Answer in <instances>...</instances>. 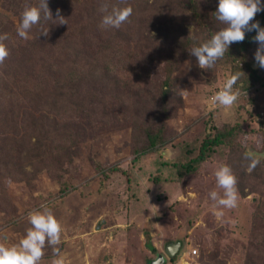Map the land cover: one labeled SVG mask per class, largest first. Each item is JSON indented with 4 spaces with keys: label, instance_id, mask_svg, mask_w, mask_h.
Returning <instances> with one entry per match:
<instances>
[{
    "label": "rangeland",
    "instance_id": "374dc122",
    "mask_svg": "<svg viewBox=\"0 0 264 264\" xmlns=\"http://www.w3.org/2000/svg\"><path fill=\"white\" fill-rule=\"evenodd\" d=\"M20 1L28 0H0V10L15 21ZM143 2L150 23L141 24L137 32L144 34H136L132 45L126 41L127 25L122 24L121 35L100 58L117 78L112 92L119 86L120 94H96L93 108L85 105L90 114L71 103L59 104L54 111L40 104L41 111H34L46 119V128L55 126L61 132L50 131L56 162L62 158L61 162L42 163L37 158L31 161L34 164L20 162L28 178L24 181L13 179L23 176L17 163L0 158V190L9 200L0 205V242L18 243L30 227L29 212L44 206L63 226L57 247L65 264H146L153 257L148 236L165 254L169 241L183 238L186 250L197 248L206 264V256L214 252L222 264H245L256 253L255 262L260 264L264 260V81L248 90L236 84L241 93L237 102L230 109L217 106L212 97L231 75V64L220 59L212 69H201L189 50L206 41L205 33L164 0ZM218 4L219 0H201L216 31L223 27L215 18ZM12 31H6L8 38ZM255 35L252 31L245 36ZM252 42L255 59L259 45ZM254 65L258 66L256 61ZM95 85L84 82L78 101L87 99ZM169 87L175 95L166 103L162 94ZM14 113L24 121L20 134L30 135L31 127L25 128L35 118ZM237 121L243 124L240 140L261 157L255 170L247 171L244 150L225 146L215 148L196 170L183 166L198 154L213 126ZM149 132H162L165 142L143 151ZM221 163L233 169L239 199L234 209H217L225 213L217 218L209 193L222 194L214 177ZM44 253L41 264H50L52 247L46 246Z\"/></svg>",
    "mask_w": 264,
    "mask_h": 264
},
{
    "label": "trees",
    "instance_id": "16d2710c",
    "mask_svg": "<svg viewBox=\"0 0 264 264\" xmlns=\"http://www.w3.org/2000/svg\"><path fill=\"white\" fill-rule=\"evenodd\" d=\"M157 1L155 0L156 3ZM164 1L179 12L191 17L192 23L205 33L206 41L216 33L212 22L205 16L201 8V0ZM104 2L119 7H132L133 14L125 22L127 25L125 30L126 41L133 45L132 40L136 38V34L139 36L144 34L142 30L141 33L137 32L138 29L140 30L139 26L150 23L146 7L142 8L143 0H124V3H121V0H48L53 19H56V10L60 9V14L67 20V23L53 24L51 21L46 23L42 21L41 25L33 26L27 40L17 34V24L21 23L23 12L18 11L24 10L26 5H38L39 0H28L26 3L20 1V9L15 11V21L0 10V35L13 30L10 33L11 37L4 42L10 54L4 63L0 64L3 70V74H0V110L4 109L0 119V158L2 162L3 158H9L12 162L17 163L16 168L23 176L17 177L11 170H8L7 173L16 176L13 179L28 180L20 162L28 161L34 164L31 161H34L35 158L42 163H47L49 160L55 163L57 160L53 148L55 140L51 138L50 131L61 132L55 126L51 129L46 128L44 124L46 119L43 117L42 120V114H35L36 111H41L39 110L40 104H42V108L54 111L59 108V104L68 105L71 103L76 106V109H86L84 112L90 114L91 110L88 109L93 108L92 101L96 94L103 93V96L107 93L120 94L119 86H115V90L112 92V84L117 82V78L110 73L109 67L104 64V59L100 60L101 56L109 52L113 42L121 35L120 29H101L99 27L104 15L99 11V8ZM257 21L264 27V11L258 13ZM41 27L49 30L48 36L40 34ZM253 46L252 37L245 36L243 42L231 44L228 52L222 58L231 64V75L237 72L242 74L237 81V85L244 88L242 90H248L255 83L264 81V69L254 65ZM84 82L89 87L95 84L97 87L95 85V88L88 90L87 99L82 98L81 101H78L81 96L80 88L83 89ZM174 95L169 87L163 91L162 99L168 103L171 97L174 99ZM102 106L107 109L105 103ZM172 108V106H168V110ZM14 112H20L22 115L29 113L35 118L31 122L28 121L25 128L31 127L30 135H27V132L20 134L19 131L22 129L20 123L24 121H18L19 115ZM242 125L240 121H237L235 124H224L221 127L213 126V130L208 132L203 139L198 154L189 162L183 163V166L189 171L196 170L197 165L206 160L211 152L219 146L247 151L240 140ZM147 137L149 144L143 151L155 150L158 143L165 142L162 132H149ZM61 160L62 158L56 163H60ZM6 165L5 162L4 166ZM3 201L9 203L7 194L0 190L1 206L4 205ZM178 241L181 242L178 255L175 258H167L166 264L177 262L183 254L189 251L186 250L183 238L171 240L167 244ZM147 247L153 252V257L149 258L146 264H150L159 254H165L155 247L150 236L147 238ZM257 256L258 254L252 253L251 256H248L245 264H258L255 262ZM206 257L209 264L223 263V260L218 258V252L210 253ZM196 259L206 264L203 261L205 260L203 255L201 256V251ZM260 264H264V260Z\"/></svg>",
    "mask_w": 264,
    "mask_h": 264
},
{
    "label": "clouds",
    "instance_id": "9594fccd",
    "mask_svg": "<svg viewBox=\"0 0 264 264\" xmlns=\"http://www.w3.org/2000/svg\"><path fill=\"white\" fill-rule=\"evenodd\" d=\"M124 3V0H121ZM99 11L104 15L99 27L101 29H119L122 24L129 20L133 14L131 6L119 7L110 5L107 2L101 4ZM264 11V4L261 0H219L215 11V18L223 27L207 41L199 46H193L189 52L197 58L198 66L201 69H212L216 62L222 59L229 46L233 43H240L245 40L246 32L255 31L252 38L258 43L255 52V61L260 68H264V27L259 21H254L258 12ZM56 10V19L49 8L48 0H39L38 5H26L21 14V23L17 28V34L22 39H29V32L33 26L41 25V22L51 21L53 24H65L67 20ZM40 34L49 35V30L41 27ZM8 35H0V64H3L10 52L4 43ZM237 72L229 76L223 87L212 97V101L223 109H230L239 99L240 89L234 87L241 77ZM244 159L248 161L247 171L252 172L260 164L261 157L251 150L244 153ZM216 188L209 193L210 199L214 202L213 214L217 218L225 215L222 210L234 209L237 207L239 192L237 177L233 169L226 163H221L214 170ZM43 210L31 211L27 220L30 227L18 243L7 245L0 242V264H41L44 257V249L51 246L53 259L50 264H65V258L59 247L63 226L54 213L42 206Z\"/></svg>",
    "mask_w": 264,
    "mask_h": 264
},
{
    "label": "water",
    "instance_id": "95a60500",
    "mask_svg": "<svg viewBox=\"0 0 264 264\" xmlns=\"http://www.w3.org/2000/svg\"><path fill=\"white\" fill-rule=\"evenodd\" d=\"M181 248V242H170L166 247V254H159L150 264H166L167 258H175Z\"/></svg>",
    "mask_w": 264,
    "mask_h": 264
},
{
    "label": "built area",
    "instance_id": "2783aa9c",
    "mask_svg": "<svg viewBox=\"0 0 264 264\" xmlns=\"http://www.w3.org/2000/svg\"><path fill=\"white\" fill-rule=\"evenodd\" d=\"M199 255V251L197 248H192L191 250L180 257V259L177 262H174L173 264H204L202 262L197 261V257Z\"/></svg>",
    "mask_w": 264,
    "mask_h": 264
}]
</instances>
